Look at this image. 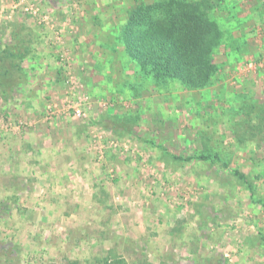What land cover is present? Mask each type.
I'll return each instance as SVG.
<instances>
[{"label": "rangeland", "instance_id": "obj_1", "mask_svg": "<svg viewBox=\"0 0 264 264\" xmlns=\"http://www.w3.org/2000/svg\"><path fill=\"white\" fill-rule=\"evenodd\" d=\"M152 1L0 0V264H264V4L188 91L118 41Z\"/></svg>", "mask_w": 264, "mask_h": 264}, {"label": "trees", "instance_id": "obj_2", "mask_svg": "<svg viewBox=\"0 0 264 264\" xmlns=\"http://www.w3.org/2000/svg\"><path fill=\"white\" fill-rule=\"evenodd\" d=\"M212 7L209 0H155L130 9L118 41L134 72L156 88L204 89L218 70L214 54L225 33L209 17Z\"/></svg>", "mask_w": 264, "mask_h": 264}, {"label": "built area", "instance_id": "obj_3", "mask_svg": "<svg viewBox=\"0 0 264 264\" xmlns=\"http://www.w3.org/2000/svg\"><path fill=\"white\" fill-rule=\"evenodd\" d=\"M73 109H72V115L74 116V117H77V118H80V117H82L84 114H83V110L82 109H80L79 107H72Z\"/></svg>", "mask_w": 264, "mask_h": 264}]
</instances>
